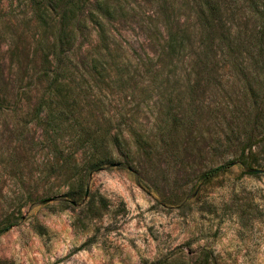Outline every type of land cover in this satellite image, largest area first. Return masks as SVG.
<instances>
[{
  "label": "rangeland",
  "instance_id": "374dc122",
  "mask_svg": "<svg viewBox=\"0 0 264 264\" xmlns=\"http://www.w3.org/2000/svg\"><path fill=\"white\" fill-rule=\"evenodd\" d=\"M213 1L119 0L108 51L80 17L54 81L53 27L0 0V264H264L261 0Z\"/></svg>",
  "mask_w": 264,
  "mask_h": 264
},
{
  "label": "trees",
  "instance_id": "16d2710c",
  "mask_svg": "<svg viewBox=\"0 0 264 264\" xmlns=\"http://www.w3.org/2000/svg\"><path fill=\"white\" fill-rule=\"evenodd\" d=\"M30 9L32 15L42 25H51L53 31L51 33V41L49 43V54L44 55L46 73L52 74L51 79L58 81L60 78H66L67 73L69 75L73 73V70H78L77 64L72 63L71 58V45L74 38V28H78L80 17H86L90 21H96L99 28V36L102 38L103 44L101 48L104 51H108V45L106 42V34L102 25L100 24V18L109 19L112 15L116 14V9L120 7L119 0H29ZM201 4V5H200ZM198 8L200 12L208 16L215 15L217 10L216 2L213 0H202ZM204 11V12H203ZM262 24H264V0L260 2V8L257 11ZM115 13V14H114ZM199 13V12H198ZM199 14V18L202 20V25L207 30L211 22L208 21L210 17ZM208 23V24H207ZM212 27V26H211ZM264 28V25H263ZM205 39V38H204ZM177 41L176 36L172 35L170 39V47H174ZM50 55V56H49ZM89 61V62H86ZM84 67H81L86 73L89 70H95L99 74L104 73L105 60L100 52V47H97L94 58H89L81 62ZM200 64H203L199 61ZM101 159L93 158L90 161V168L99 165ZM243 161V160H242ZM232 162H226L224 164L217 165L205 171L203 173V179H209L227 171ZM9 227L5 226L4 229ZM150 264H155L154 262Z\"/></svg>",
  "mask_w": 264,
  "mask_h": 264
}]
</instances>
